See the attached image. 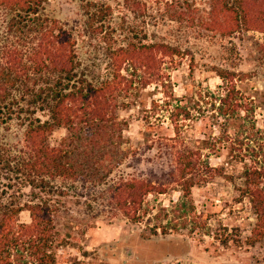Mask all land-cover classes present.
<instances>
[{
	"label": "rangeland",
	"instance_id": "obj_1",
	"mask_svg": "<svg viewBox=\"0 0 264 264\" xmlns=\"http://www.w3.org/2000/svg\"><path fill=\"white\" fill-rule=\"evenodd\" d=\"M209 9L210 0H45L39 15L69 32L76 72L95 87L111 79L110 56L118 49L166 45L179 51L161 58L158 79L148 85H143L141 69L123 63L119 74L124 86L114 95L113 111L119 140L102 142L104 147L96 150L91 137L82 138L79 150L89 157L83 156L77 178H46L43 187L34 188L0 170L4 201L44 203L51 210L55 264H264V238L250 244L255 218L240 193L256 148L243 139L251 124L264 130V58L258 52L264 34L236 29L230 17L231 33L210 31ZM224 21L220 19L221 31ZM218 70L245 75L234 80V97L250 109L246 136L238 141L232 136L240 113L232 118L215 113L217 99L224 95ZM175 104L188 113V118L177 117V134L168 118ZM33 117L47 120L45 112L35 111ZM24 128L25 122L13 120L2 134L15 143ZM65 136L64 128L53 127L46 142L55 146ZM190 151L194 154L189 157ZM106 152L110 162L102 159ZM178 154L193 163L188 201L203 227L165 235L156 230L154 235L152 230L168 219L163 212L159 223L151 217L179 196V186L167 181V174L175 173ZM130 179L163 184L165 190L143 197L145 211H139L135 222L126 220L111 199L112 187ZM29 217L23 210L16 220L28 224Z\"/></svg>",
	"mask_w": 264,
	"mask_h": 264
},
{
	"label": "trees",
	"instance_id": "obj_2",
	"mask_svg": "<svg viewBox=\"0 0 264 264\" xmlns=\"http://www.w3.org/2000/svg\"><path fill=\"white\" fill-rule=\"evenodd\" d=\"M44 3L45 0H0V170L14 175L24 186L34 188L43 187L46 178L78 177L82 162L85 164L83 156L89 157L79 150L82 138L91 137L90 146L96 150L102 142L119 140L113 111L114 95L124 86L125 78L119 74L123 63L130 62L133 70L135 67L141 69L143 85H148L158 79L155 70L161 58L179 53L166 45L118 49L110 56L111 79L95 87L76 72L78 62L69 32L60 28L56 21L39 15ZM223 17L224 31H221ZM229 17L236 29L264 34V0H210L209 23L206 24L210 31L231 33ZM258 52L264 58V40ZM157 55L159 58L155 57ZM216 73L224 95L217 99L215 113L226 118L240 113L232 136L238 141L241 135L246 136L245 124L250 109L234 97V80L240 81L245 75L223 70ZM35 111L45 112L47 120L41 122L33 117ZM169 111L170 126L177 134V117L182 114L188 118V113L185 107L176 104ZM13 120L25 122L22 138L15 143L7 141L2 134L9 130ZM53 127L66 131V136L55 146L46 142V134ZM249 129L250 134L243 140L251 141L256 148L251 150V163L244 169L240 193L247 198L255 218L248 237L253 244L264 238V130L254 128L253 124ZM109 153H103L102 159L109 160ZM193 154L190 151L187 155ZM186 159L183 154L176 155L175 173L167 174V181L179 186V196L151 217L156 223L168 219L152 230L154 235L156 230L165 235L181 230L193 233L203 227L199 214L194 213L188 201L195 178L193 163ZM99 161L97 157L95 162ZM162 186L134 179L121 181L112 187L111 199L126 220L135 222L139 211H145L146 206L141 209L143 197L149 193L163 194ZM41 204L19 205L9 199L4 201L3 191L0 192V264H55L52 249L57 237L51 226L52 212L46 204ZM23 210L29 213L28 224L16 220Z\"/></svg>",
	"mask_w": 264,
	"mask_h": 264
}]
</instances>
